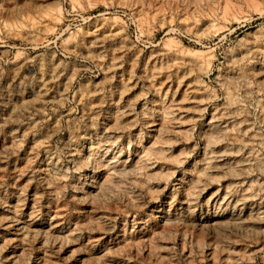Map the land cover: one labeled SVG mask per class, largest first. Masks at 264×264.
I'll return each mask as SVG.
<instances>
[{"label":"rangeland","instance_id":"1","mask_svg":"<svg viewBox=\"0 0 264 264\" xmlns=\"http://www.w3.org/2000/svg\"><path fill=\"white\" fill-rule=\"evenodd\" d=\"M263 74L264 0H0V264H264Z\"/></svg>","mask_w":264,"mask_h":264},{"label":"bare ground","instance_id":"2","mask_svg":"<svg viewBox=\"0 0 264 264\" xmlns=\"http://www.w3.org/2000/svg\"><path fill=\"white\" fill-rule=\"evenodd\" d=\"M247 46H248V45H247ZM251 48H252V47H251ZM204 56H205V55H204ZM207 56H208V55H207ZM201 58H202V57H201ZM205 58H206V57H205ZM204 60H205V59H204ZM202 61H203V60H202ZM206 64H207V63H206ZM207 66H208V65H207ZM198 68H199V67H198ZM196 69H197V68H196ZM201 69H202V68H201ZM247 70H248V69H247ZM206 73H207V72H206ZM225 75H226V74H225ZM263 75H264V74H263ZM223 77H224V76H223ZM242 83H243V82H242ZM242 83H241V84H242ZM248 83H249V82H248ZM238 84H239V83H238ZM256 87H257V86H256ZM201 89H202V88H201ZM225 90H226V89H225ZM228 92H229V91H228ZM185 93H186V92H185ZM233 94H234V93H233ZM243 94H244V93H243ZM211 96H212V95H211ZM229 96H230V95H229ZM237 98H238V97H237ZM205 99H206V98H205ZM228 100H229V98H228ZM258 100H259V99H258ZM230 102H231V101H230ZM225 103H226V102H225ZM227 104H228V103H227ZM255 104H256V103H255ZM171 105H172V104H171ZM205 106H206V105H205ZM232 110H233V109H232ZM169 112H170V111H169ZM171 113H172V112H171ZM232 113H233V112H232ZM164 114H169V113H165V112H164ZM215 114H216V113H215ZM221 114H222V113H221ZM165 117H166V116H165ZM165 117H163V118L165 119ZM171 117H172V116H171ZM171 117H170V118H171ZM212 124H213V123H212ZM216 124H217V122H216ZM158 125H159V124H158ZM160 125H161V124H160ZM148 126H149V125H148ZM164 126H165V125H164ZM188 126H189V125H188ZM245 126H246V125H245ZM214 127H215V126H214ZM218 128H220V127L218 126ZM221 128H222V127H221ZM225 128H226V127H225ZM234 128H235V127H234ZM165 129H166V126H165ZM165 129H164V130H165ZM222 129H223V128H222ZM167 130H168V129H167ZM185 130H186V129H185ZM218 130H221V129H218ZM209 131H210V130H209ZM165 132H166V131H165ZM210 132H211V131H210ZM210 132H209V133H210ZM219 132H220V131H219ZM224 132H225V131H224ZM211 133H212V132H211ZM211 133H210V134H211ZM215 133H217V132H215ZM206 134H207V133H206ZM219 134H220V133H219ZM208 135H209V134H207V136H208ZM258 135H259V134H258ZM173 136H174V135H173ZM207 136H206V137H207ZM218 137H220V136H218ZM225 137H226V136H225ZM209 138H210V136H209ZM212 138H214V137H212ZM221 138H222V137H221ZM256 138H257V137H256ZM207 139H208V138H207ZM236 139H237V138H236ZM260 139H261V138H260ZM114 141H115V140H114ZM166 142H167V141H166ZM205 143H206V142H205ZM207 143H208V142H207ZM244 143H245V142H244ZM154 144H155V143H154ZM210 144H211V142H210ZM263 144H264V143H263ZM150 145H151V144H150ZM148 146H149V145H148ZM159 147H160V146H159ZM109 148H110V147H109ZM156 148H157V147H156ZM250 148H251V147H250ZM263 149H264V148H263ZM143 150H144V149H143ZM151 150H152V149H151ZM154 150H155V149H154ZM159 150H161V149H159ZM229 150H230V149H229ZM145 151H146V150H145ZM219 151H220V150H219ZM221 151H222V150H221ZM142 152H143V151H142ZM147 152H148V151H147ZM208 152H209V151H208ZM210 152H211V151H210ZM210 152H209V153H210ZM159 153H160V152H159ZM221 153H222V152H221ZM225 153H226V151H225ZM250 153H251V152H250ZM156 154H158V152H156ZM204 154H205V153H204ZM207 154H208V153H207ZM215 154H216V153H215ZM218 154H219V153H218ZM149 155H150V154H149ZM149 155H147V157H148ZM220 155H221V154H220ZM142 156H143V155H142ZM161 156H162V155H161ZM216 156H217V155H216ZM254 156H255V155H254ZM91 157H92V156H91ZM207 157H208V156H207ZM112 158H113V157H112ZM140 158H141V157H140ZM144 158H146V157H144ZM148 158H150V156H149ZM202 158H204V156H203ZM249 158H250V157H249ZM113 159H114V158H113ZM150 159H151V158H150ZM155 159H156V158H155ZM211 159H212V158H211ZM200 160H201V159H200ZM206 160H207V159H206ZM217 160H219V159H217ZM217 160H216V161H217ZM85 161H86V160H85ZM149 161H150V160H149ZM154 161H155V160H154ZM202 161H203V159H202ZM216 161H215V162H216ZM228 161H229V160H228ZM236 161H237V160H236ZM253 161H254V160H253ZM114 162H116V161H114ZM229 162H230V161H229ZM245 162H246V161H245ZM255 162H256V161H255ZM255 162H254V163H255ZM257 162H258V161H257ZM111 163H112V162H111ZM120 163H121V162H120ZM153 163H154V162H153ZM206 163H207V162H206ZM206 163H205V164H206ZM242 163H243V162H242ZM105 164H106V163H105ZM210 164H211V163H210ZM212 164H213V163H212ZM212 164H211V165H212ZM221 164H222V163H221ZM230 164H231V163H230ZM257 164H258V163H257ZM147 165H148V163H147ZM149 165H150V163H149ZM151 165H152V164H151ZM239 165H241V164H239ZM261 165H262V164H261ZM135 166H136V165H135ZM135 166H134V167H135ZM206 166H207V165H206ZM208 166H209V165H208ZM222 166H223V165H222ZM246 166H247V164H246ZM246 166H245V168H246ZM254 166H256V164H255ZM131 167H132V166H131ZM134 167H132V168H134ZM139 167H140V165H139ZM144 167H145V166H144ZM150 167H151V166H150ZM201 167H202V166H201ZM209 167H210V166H209ZM224 167H225V166H224ZM226 167H227V166H226ZM260 167H261V166H260ZM263 167H264V166H263ZM206 168H207V167H206ZM219 168H220V167H219ZM228 168H229V167H228ZM243 168H244V167H243ZM243 168H242V169H243ZM116 169H117V168H116ZM118 169H119V168H118ZM120 169H121V168H120ZM125 169H126V168H125ZM207 169H209V168H207ZM232 169H233V168H231V170H232ZM240 169H241V168H240ZM50 170H51V169H50ZM126 170H127V169H126ZM129 170H130V168H129ZM202 170H203V169H201V171H202ZM225 170H226V172H227V168H226ZM243 170H244V169H243ZM245 170H246V169H245ZM198 171H200V170H198ZM232 171H233V170H232ZM234 171L236 172V171H238V170L235 169ZM105 172H106V171H105ZM111 172H112V169H111ZM124 172H125V170H124ZM126 172H127V171H126ZM147 172H148V171H147ZM169 172H170V171H169ZM219 172H220V171H219ZM226 172H225V173H226ZM228 172H230V171H228ZM235 172H234V173H235ZM239 172H240V171H239ZM251 172H252V171H251ZM127 173H128V172H127ZM153 173H154V172H153ZM173 173H174V172H173ZM241 173H242V171H241ZM111 174H112V173H111ZM111 174H109V175H111ZM115 174H116V173H115ZM123 174H124V173H123ZM199 174H200V173H199ZM239 174H240V173H239ZM150 175H151V174H150ZM202 175H203V173H202ZM212 175H213V174H212ZM212 175H210V177H212ZM215 175H216V174H215ZM228 175H229V173H228ZM113 176H114V175H113ZM113 176H112V177H113ZM153 176H154V175H153ZM185 176H186V175H185ZM204 176H205V173H204ZM208 176H209V175H208ZM208 176H207V177H208ZM109 177H110V176H109ZM120 177H121V176H120ZM197 177H198V176H197ZM205 177H206V176H205ZM121 178H122V177H121ZM151 178H152V177H151ZM180 178H181V177H180ZM212 178H213V177H212ZM143 179H144V178H143ZM146 179H147V178H146ZM163 179H164V178H163ZM110 180H111V179H110ZM148 180H149V179H148ZM192 180H194V179H192ZM196 180H197V179H196ZM207 180H208V179H207ZM212 180H213V179H212ZM105 181H106V180H105ZM116 181H117V180H116ZM119 181H120V179H119ZM121 181H122V180H121ZM194 181H195V180H194ZM200 181H203V180H200ZM234 181H235V180H234ZM250 181H251V180H250ZM254 181H255V180H254ZM110 182L112 183V181H110ZM113 182H114V181H113ZM257 182H258V181H257ZM261 182H262V181H261ZM261 182H260V183H261ZM90 183H91V182H90ZM116 183L118 184V182H116ZM144 183H145V182H144ZM195 183H196V182H195ZM262 183H263V182H262ZM198 184H200L199 181H198ZM225 184H226V183H225ZM100 185H102V184H100ZM182 185H183V184H182ZM189 185H190V184H189ZM189 185H188V186H189ZM202 185H203V183H202ZM114 186H115V185H114ZM249 186H250V185H249ZM262 186H263V185H262ZM89 187H90V186H89ZM117 187H118V185H117ZM120 187H121V186H120ZM228 187H229V186H228ZM228 187H227V188H228ZM95 188H97V187H95ZM104 188H105V187H104ZM108 188H109V187H108ZM110 188H111V187H110ZM110 188H109V190H110ZM246 188H247V187H246ZM260 188H261V187H260ZM263 188H264V187H263ZM128 189H129V188H128ZM243 189H244V188H243ZM253 189H254V188H253ZM101 190H102V189H101ZM101 190H100V191H101ZM104 190H105V189H104ZM104 190H103V191H104ZM112 190H113V189H112ZM150 190H151V189H150ZM187 190H188V189H187ZM257 190H258V189H257ZM95 191H96V190H95ZM188 191H189V190H188ZM192 191H193V190H192ZM217 191H218V190H217ZM246 191H247V190H246ZM97 192H98V191H97ZM104 192H105V191H104ZM104 192H103V193H104ZM150 192H151V191H150ZM214 192H215V191H214ZM88 193H89V192H88ZM95 193H96V192H95ZM99 193H100V192H99ZM110 193H111V192H110ZM193 193H195V192H193ZM212 193H213V192H212ZM118 194H119V193H118ZM220 194H221V193H220ZM246 194H248V193H246ZM21 195H22V194H21ZM101 195H102V194H101ZM108 195H109V194H108ZM195 195H196V194H195ZM244 195H245V194H244ZM92 197H93V196H92ZM103 197H104V195H103ZM184 197H185V196H184ZM186 197H187V196H186ZM194 197H195V196H194ZM215 197H217V196H215ZM244 197H245V196H244ZM94 198H95V197H94ZM105 198H106V197H105ZM105 198H104V199H105ZM208 198H209V197H208ZM241 198H242V197H241ZM245 198H246V197H245ZM92 199H93V198H92ZM100 199H101V197H100ZM107 199H108V198H107ZM189 199H190V198H189ZM189 199H188V201H189ZM190 200H191V199H190ZM217 200H218V199H217ZM221 200H222V199H221ZM95 201H96V200H95ZM261 202H262V201H261ZM6 204H7V203H6ZM186 204H187V203H186ZM218 205H219V204H218ZM257 205H258V204H257ZM255 206H256V205H255ZM190 208H191V207H190ZM217 208H218V207H217ZM155 209H156V208H155ZM192 209H193V208H192ZM215 209H216V208H215ZM263 209H264V208H263ZM166 210H167V209H166ZM249 210H250V209H249ZM259 210H260V209H259ZM204 211H206V210H204ZM213 211H214V210H213ZM186 212H187V211H186ZM249 212H250V211H249ZM261 212H262V211H261ZM191 213H192V212H191ZM227 214H228V213H227ZM236 214H237V213H236ZM239 214H240V213H239ZM32 215H33V214H32ZM159 215H160V214H159ZM222 215H223V214H222ZM250 215H251V214H250ZM250 215H249V216H250ZM166 216H167V215H166ZM166 216H165V217H166ZM223 216H224V215H223ZM223 216L220 215V216H216V217H217V218L219 217V218L223 219V218H222ZM227 216H228V215H227ZM227 216H226V217H227ZM230 216H231V215H230ZM254 216H255V215H254ZM257 216H258V215H257ZM14 217H15V216H14ZM97 217H98V216H97ZM105 217H106V216H105ZM159 217H160V216H159ZM208 217H209V216H208ZM212 217H213V216H212ZM251 217H252V216H251ZM161 218H162V217H161ZM197 218H198V217H197ZM248 218H249V217H248ZM259 218H260V217H259ZM15 219H16V218H15ZM169 219H170V218H169ZM169 219H168V220H169ZM173 219H174V218H173ZM221 219H220V220H221ZM227 219L229 220V218H227ZM243 219H244V218H243ZM254 219H255V218H254ZM257 219H258V218H257ZM13 220H14V219H13ZM17 220H18V219H17ZM163 220H165V219H163ZM166 220H167V219H166ZM170 220H171V219H170ZM217 220H218V219H217ZM217 220H215V221H217ZM223 220H224V219H223ZM232 220H234V219L232 218ZM237 220H238V219H236V221H237ZM258 220H259V219H258ZM212 221H213V220H212ZM221 221H222V220H221ZM221 221H220V222H221ZM224 221H225V220H224ZM234 221H235V220H234ZM165 222H166V221H165ZM172 222H173V221H172ZM182 222H184V221H182ZM182 222H181V223H182ZM213 222H214V221H213ZM222 222H223V221H222ZM16 223H17V222H16ZM51 223H52V222H51ZM205 223H206V222H205ZM226 223H227V222H226ZM233 223H235V222H233ZM237 223H238V221H237ZM24 224H25V223H24ZM29 224H30V222H29ZM38 224H39V223H38ZM48 224H49V223H48ZM184 224H185V223H184ZM223 224H224V222H223ZM22 225H23V224H22ZM174 225H175V224H174ZM182 225H183V224H182ZM221 225H222V224H221ZM230 225H231V224H230ZM263 225H264V224H263ZM18 226H19V225H18ZM20 226H21V225H20ZM20 226H19V227H20ZM25 226H26V225H25ZM163 226H164V225H163ZM198 226H199V225H198ZM215 226H216V225H215ZM215 226H214V227H215ZM223 226H224V225H222V228H223ZM243 226H244V225H243ZM253 226H254V225H253ZM258 226H259V225H258ZM19 227H18V228H19ZM170 227H171V226H170ZM183 227H184V226H183ZM216 227H217V226H216ZM219 227H220V226H219ZM226 227H227V226H226ZM16 228H17V226H16ZM166 228H167V227H166ZM185 228H186V227H185ZM222 228H219V229H222ZM232 228H233V227H232ZM256 228H257V227H256ZM261 228H262V227H261ZM263 228H264V226H263ZM25 229H26V228H25ZM189 229H190V228H189ZM215 229H216V228H215ZM21 230H22V228H21ZM75 230H76V229H75ZM167 230H168V229H167ZM197 230H198V229H197ZM231 230H232V229H231ZM242 230H243V229H242ZM261 230H263V229H261ZM16 231H18V230H16ZM159 231H160V230H159ZM205 231H206V230H205ZM225 231L227 232L228 230H225ZM233 231H234V230H233ZM233 231H232V232H233ZM246 231H247V230H246ZM246 231H245V232H246ZM248 231H249V230H248ZM256 231H257V230H256ZM140 232H141V231H140ZM212 232H213V231H212ZM221 232H222V231H221ZM236 232H238V231H236ZM249 232H250V231H249ZM249 232H248V233H249ZM6 233H7V232H6ZM32 233H33V232H32ZM51 233H52V232H51ZM53 233H54V232H53ZM184 233H186V232H182V235H183ZM213 233H214V232H213ZM222 233H223V232H222ZM234 233H235V231H234ZM248 233H247V234H248ZM256 233H257V232H256ZM261 233H262V232H261ZM1 234H2V233H1ZM60 234H61V233H60ZM244 234H245V233H244ZM253 234H254V233H253ZM29 235H30V233H29ZM36 235H37V233H36ZM40 235H42V234H40ZM40 235H39V236H40ZM44 235H45V234H44ZM52 235H53V234H52ZM160 235H161V234H160ZM196 235H197V234H196ZM14 236H15V235H14ZM50 236H51V234H50ZM65 236H66V235H65ZM230 236H231V235H230ZM17 237H18V236H17ZM41 237H42V236H41ZM47 237H48V236H47ZM69 237H70V236H69ZM205 237H206V236H205ZM232 237H233V236H232ZM48 238H50V237H48ZM48 238H47V239H48ZM16 239H17V238H16ZM55 239H56V238H55ZM183 239H184V238H183ZM218 239H219V238H218ZM229 239H230V238H229ZM48 240H49V239H48ZM212 240H213V239H212ZM1 241H2V240H1ZM18 241H19V240H18ZM43 241H44V240H43ZM157 241H158V240H157ZM213 241H214V240H213ZM218 241H219V240H218ZM24 242H25V241H24ZM203 242H205V241H203ZM210 242H211V240H210ZM222 242H223V241H222ZM208 243H209V241H208ZM215 243H216V242H215ZM215 243H214V244H215ZM161 244H162V243H161ZM209 244H210V243H209ZM211 244H212V243H211ZM219 245H220V244H219ZM17 246H18V245H17ZM86 246H87V245H86ZM128 246H129V245H128ZM198 246H199V245H198ZM227 246H228V245H227ZM210 247H211V246H210ZM221 247H222V246H221ZM229 247H230V246H229ZM144 248H145V247H144ZM220 249H221V248H220ZM229 249H230V248H229ZM231 250H232V249H231ZM231 250H230V251H231ZM195 251H196V249H195ZM198 252H199V251H198ZM214 252H215V251H214ZM211 253H212V252H211ZM241 253H242V252H241ZM11 254H12V253H11ZM18 254H19V253H18ZM95 254H96V253H95ZM95 254H94V255H95ZM14 255H16V254H14ZM90 255H91V254H90ZM229 255H230V254H229ZM18 256H19V255H18ZM93 258H94V257H93ZM96 259H97V258H96ZM106 259H107V258H106ZM229 259H230V258H229ZM229 259H228V260H229ZM92 260H93V259H92ZM125 260H126V259H125ZM97 261H98V260H97ZM100 261H101V260H100ZM229 262H231V260H230ZM225 263H226V262H225ZM233 263H234V262H233ZM228 264H229V263H228Z\"/></svg>","mask_w":264,"mask_h":264}]
</instances>
